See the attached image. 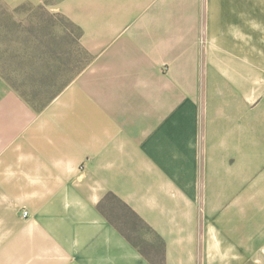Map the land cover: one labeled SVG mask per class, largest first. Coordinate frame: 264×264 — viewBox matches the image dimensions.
Segmentation results:
<instances>
[{"label": "crops", "instance_id": "crops-1", "mask_svg": "<svg viewBox=\"0 0 264 264\" xmlns=\"http://www.w3.org/2000/svg\"><path fill=\"white\" fill-rule=\"evenodd\" d=\"M26 3L86 59L46 98L0 76V264H153L109 193L154 263L264 264V0H0Z\"/></svg>", "mask_w": 264, "mask_h": 264}, {"label": "rangeland", "instance_id": "rangeland-1", "mask_svg": "<svg viewBox=\"0 0 264 264\" xmlns=\"http://www.w3.org/2000/svg\"><path fill=\"white\" fill-rule=\"evenodd\" d=\"M39 17L43 18L37 5L25 6L15 14L0 8V21L7 24L0 30V68L10 73L17 92L29 99L37 92L43 98L60 90L86 59L77 45L74 27L59 18L48 22ZM144 239L152 237L147 234Z\"/></svg>", "mask_w": 264, "mask_h": 264}, {"label": "trees", "instance_id": "trees-1", "mask_svg": "<svg viewBox=\"0 0 264 264\" xmlns=\"http://www.w3.org/2000/svg\"><path fill=\"white\" fill-rule=\"evenodd\" d=\"M49 1L46 2V4ZM25 6L32 7L33 5H21L18 8L10 11L6 9L3 5H0V8L5 9V11H9L11 14L17 13L20 9H23ZM45 6L47 5H38L37 7L41 10V14L43 18L38 19H47L53 20L54 18H59L62 21L66 22L67 24L74 27L71 23H69L61 14L57 15H50L47 11H45ZM34 17L31 16L30 19ZM7 24L4 20L1 19L0 21V29H6ZM77 31L76 40L81 36V31L79 28L74 27ZM0 76L4 78L8 84L14 88V83L11 80L10 73L4 71L0 68ZM107 203L111 207V217L108 215L106 216L109 222L117 229V231L130 243L140 254H142L145 258L149 259L153 264L152 253L156 250L158 254H162L164 250V245L161 239L155 235V233L148 227L134 212H132L124 203H122L116 196L109 193L105 196V198L99 203L98 210L103 213V207ZM149 234L152 237L154 243H148L144 236ZM150 249V253L148 254V250Z\"/></svg>", "mask_w": 264, "mask_h": 264}, {"label": "built area", "instance_id": "built-area-1", "mask_svg": "<svg viewBox=\"0 0 264 264\" xmlns=\"http://www.w3.org/2000/svg\"><path fill=\"white\" fill-rule=\"evenodd\" d=\"M27 216V213L26 212H23V217H26Z\"/></svg>", "mask_w": 264, "mask_h": 264}]
</instances>
